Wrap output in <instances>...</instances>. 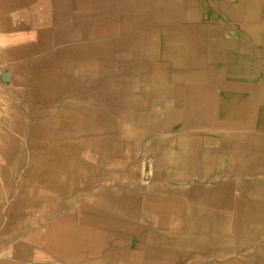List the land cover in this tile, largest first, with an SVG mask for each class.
Listing matches in <instances>:
<instances>
[{
    "label": "crops",
    "instance_id": "crops-1",
    "mask_svg": "<svg viewBox=\"0 0 264 264\" xmlns=\"http://www.w3.org/2000/svg\"><path fill=\"white\" fill-rule=\"evenodd\" d=\"M131 1L137 4L133 8ZM140 1L0 0V64L13 72L0 74V83L9 82L0 84V176L14 175L19 181V176L34 172L35 132L55 129L54 136L42 141L52 151V145L63 140L57 134L65 127L77 129L68 138L74 144L87 137L85 128L97 127L91 139L97 143L98 155H116L109 150L118 141L114 148L123 157V166L93 163L86 175L77 168L74 187L81 183L96 195L134 188L146 207L157 196L159 206L174 207L169 219L175 226L168 234L185 236L189 245V236H213L189 232L188 225L197 219H189L192 192H208L204 212L213 216L204 221L219 222L222 208L216 207L217 192L238 201L248 179L256 182L251 189L264 191V151H234L240 144L264 143V0H205L211 7L203 12L212 17L201 23V29L213 31L214 41L203 63L190 60L189 26L147 24ZM236 8L242 15L239 21L223 15L226 10L235 13ZM197 78L203 79V86H195ZM125 129L136 136H126ZM229 141L239 144L233 152L225 150ZM68 147L64 144L59 150ZM48 151L39 156L57 157ZM94 174H100V182L85 184L83 180ZM115 175L123 176L120 182H113ZM135 175L136 182L130 179ZM259 196H253L254 202L264 204V195ZM28 214L25 210L10 217L8 231L15 227L12 219L27 220ZM234 218H239L236 212ZM57 220L56 216L46 219L48 224ZM28 235L0 232V264L54 262L48 249ZM226 236L242 240L254 235ZM7 237L9 242L4 243ZM216 251L195 253L211 263Z\"/></svg>",
    "mask_w": 264,
    "mask_h": 264
},
{
    "label": "bare ground",
    "instance_id": "bare-ground-1",
    "mask_svg": "<svg viewBox=\"0 0 264 264\" xmlns=\"http://www.w3.org/2000/svg\"><path fill=\"white\" fill-rule=\"evenodd\" d=\"M140 4L139 7L147 12V24H161L167 27L171 22V26L175 23L182 24L185 27L189 26L190 60L194 63H203V60L208 59L212 52L208 46L214 40L213 31L207 33L206 30L201 29V23L212 17L211 14L203 12L206 7H211V5L205 3V0H141ZM136 5L134 1H131L130 8ZM226 11L229 14L224 12L223 15L233 21H239V18L242 17L239 13L240 8H236L235 13H232L234 10ZM82 35L85 36V32ZM190 80L189 85L192 82ZM195 82L198 83L195 86H203V79L197 78ZM230 114L232 116V113ZM47 129L38 134L35 132L38 137L35 136L36 140L32 143L34 158L31 160L34 172L26 176H19L21 177L19 181H14V175L2 174V177L0 176V179H3L0 181V232L13 237L27 236L30 233L28 236H33V240L47 248L49 255L55 259L54 262L51 261L47 264H72L75 262L82 264L83 260H85L84 263L92 261L93 264H185L189 258L193 260L188 264H204V262L205 264H264V215L261 213L264 211V204H257L253 199L255 195H264V191L259 190L256 192L258 188L251 189L250 185H256V182H251L252 179H248L250 184H242V196H239L238 205H235L238 201L236 199L234 201L233 195L217 192L215 200L220 199V202L216 204V207L219 205L222 208L219 222L217 219H215L216 221H210L209 219H207L209 221H204L206 217L213 216H209V213L204 212V209H207L204 204L207 203L208 196L206 194L208 192L206 193L205 190L192 192L191 197L193 199L191 198L189 201V210H191L189 219H197L193 221L192 225L187 224L189 232H192V234L207 233L213 236H189L192 240L189 241L188 245L184 240L185 236L169 235L173 226H175L169 219L174 213V207L170 204L159 206L157 196L152 197L155 202L148 207L142 206L140 192L137 193L134 188L117 190L111 194L104 191L100 195L90 193L89 190L86 191L88 202L80 200V198L67 196L73 191L75 185L73 182H75L74 178L76 176L74 174L77 168L81 167L83 172H88L93 163L100 166H106L109 163L123 166V157L121 158L120 155L118 157L117 150L114 148L119 142L114 140V147L109 150V153L116 155L110 157V154H108L104 158L98 155L97 143L91 139V134L94 135L97 132V127L85 128L88 132L83 135L87 137L82 135V142L74 144L73 141H68L74 137L77 129L74 130L70 126L65 127L63 132L57 134L63 140L54 143L52 151H48L47 144L42 141L44 137L53 135L52 132L55 129L52 127ZM118 131V135H122L121 130L118 129ZM125 135L136 136L134 132L128 131V129H125ZM106 142L109 144L108 141ZM64 144L69 147L65 151L63 148L61 152L59 148ZM225 144V150H228L229 147L234 150L235 146H239L233 141ZM72 146L73 151L71 152ZM236 149L243 153H250L254 150H256L255 152L264 151V143L240 144L239 148ZM45 150L57 157L39 156ZM74 151H76V154ZM137 176L135 175L130 179L133 181ZM87 177L90 176L87 175ZM92 177L83 180L85 184L100 182V174H94ZM122 178L121 175H115L113 182H120ZM3 186H5V190L2 189ZM15 195H17L16 198ZM91 195H95L94 198ZM198 195H201V198ZM250 198L253 202L249 200ZM258 200L260 201V199ZM77 202L81 203L80 207ZM1 203H5V205H1ZM93 205L96 208H93ZM41 207L49 214L42 211ZM25 210L30 215L29 219H12L11 221L14 222L12 224L15 227L8 231L11 224L10 217L21 214V211ZM235 212L239 216L237 220L234 218ZM255 212L258 214L257 216L254 215ZM52 216L57 217V223L48 224L45 218ZM1 217H7L8 220L5 221ZM107 217H112L113 220ZM7 232H9L8 235ZM235 232L250 233L254 236L244 237L242 240H235L226 236L228 233L234 234ZM142 234L146 235L141 236ZM114 236L122 237L115 238ZM3 242H9V238L7 237ZM255 247L259 252L257 255L253 254ZM210 249H219L210 258L211 263L206 261L203 254L200 256V253H195L207 252ZM78 250H80L79 255L77 254ZM237 250L241 251L238 256H236ZM191 254L198 255L190 256ZM159 257L162 259H159ZM41 258L47 261V256L43 255ZM226 258H230V260H226ZM159 261L161 263H158ZM42 264L45 263L42 262Z\"/></svg>",
    "mask_w": 264,
    "mask_h": 264
},
{
    "label": "rangeland",
    "instance_id": "rangeland-1",
    "mask_svg": "<svg viewBox=\"0 0 264 264\" xmlns=\"http://www.w3.org/2000/svg\"><path fill=\"white\" fill-rule=\"evenodd\" d=\"M0 74H13V72H12V69L9 67V65H1L0 64ZM1 85H7V84H9V82H3V83H0ZM229 150L230 151H233V148H229ZM234 151H237V149L236 150H234ZM239 151V150H238ZM256 150H254V151H250V153L251 152H255ZM83 184H81V183H78L77 185H76V187H74L73 188V191H71V193L70 194H68L67 196H69V197H71V198H80V200H86V198H87V195L86 194H88L86 191H85V187L84 186H82ZM77 204H79V202H77ZM2 205V204H1ZM41 210L42 211H45V210H43V208L41 207ZM45 213L46 214H49L47 211H45ZM52 217H54V216H52ZM48 217H46L45 219H47ZM40 227H41V225H40ZM40 229V228H39ZM259 248V247H258ZM254 250V249H253ZM257 251V248L255 247V252ZM241 251H238L237 250V253H236V256H238V254L240 253ZM226 260H230V258H226Z\"/></svg>",
    "mask_w": 264,
    "mask_h": 264
}]
</instances>
